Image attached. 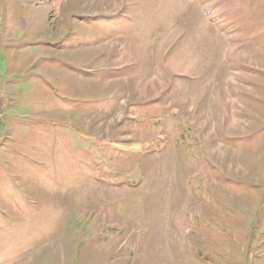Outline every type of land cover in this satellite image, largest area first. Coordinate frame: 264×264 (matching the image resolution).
Returning <instances> with one entry per match:
<instances>
[{
  "label": "rangeland",
  "instance_id": "obj_1",
  "mask_svg": "<svg viewBox=\"0 0 264 264\" xmlns=\"http://www.w3.org/2000/svg\"><path fill=\"white\" fill-rule=\"evenodd\" d=\"M0 264H264V0H0Z\"/></svg>",
  "mask_w": 264,
  "mask_h": 264
}]
</instances>
